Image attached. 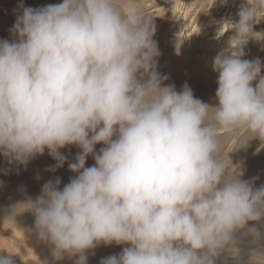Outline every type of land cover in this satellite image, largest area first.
I'll list each match as a JSON object with an SVG mask.
<instances>
[{
	"label": "clouds",
	"instance_id": "9594fccd",
	"mask_svg": "<svg viewBox=\"0 0 264 264\" xmlns=\"http://www.w3.org/2000/svg\"><path fill=\"white\" fill-rule=\"evenodd\" d=\"M15 15L0 40V156L26 165L47 150L55 171L61 149L80 150L74 178L62 190L49 180L27 203L53 257L87 264L116 244L127 246L100 264H215L226 249L238 255L242 234L254 245L245 264H264V185L240 179L223 150L241 133L264 144L262 64L242 59L264 0H245L221 28L234 35L212 62L215 106L165 84L140 0L21 4Z\"/></svg>",
	"mask_w": 264,
	"mask_h": 264
},
{
	"label": "rangeland",
	"instance_id": "374dc122",
	"mask_svg": "<svg viewBox=\"0 0 264 264\" xmlns=\"http://www.w3.org/2000/svg\"><path fill=\"white\" fill-rule=\"evenodd\" d=\"M19 1L8 0L6 3L14 7ZM38 1L45 5L62 2V0ZM140 3L151 13V21L155 27L153 40L159 50L157 71L168 77L165 84L174 85L177 91L187 84L196 98L215 106L218 74L213 71L212 62L219 52L228 48L229 38L234 35L233 29L228 28L221 32V28L225 21L235 22L238 19L237 13L245 0H140ZM12 27L0 30V40L12 39L10 35ZM253 32L255 35L244 46L242 59H258L262 64L261 75L264 76V17L254 22ZM254 140L256 139L245 140L243 133L224 140V154L231 164V170L236 174H243V170L248 167V161L252 160V166L255 156L264 151V144L257 139L254 149L250 148L252 150L241 162L233 163L238 152L246 145L254 143ZM103 146L102 144L96 145V151L99 152ZM94 164V159L89 156L85 167ZM12 165L3 156L0 157V200L4 193L15 198L18 191H22L27 200H32L34 194L36 198L40 195L43 185L49 180L55 181L59 177L62 190L70 179L74 178L71 175L55 176L46 173L43 167L37 166L35 162L26 165ZM241 165H244V168ZM35 197L32 201L36 200ZM5 213L7 212L0 210V240L7 245V253L9 249V252L16 257L15 260L11 255L14 264H27L21 258L20 248H18L20 245L30 250L32 257L29 260L31 262L39 258L41 263L38 264H74L75 258L67 255L56 260L46 242L29 235L24 229V225L28 223L26 221L28 217H16L13 215L15 212L11 213L12 216L10 213ZM21 222L24 227L21 226ZM87 264H89L88 261Z\"/></svg>",
	"mask_w": 264,
	"mask_h": 264
},
{
	"label": "bare ground",
	"instance_id": "6f19581e",
	"mask_svg": "<svg viewBox=\"0 0 264 264\" xmlns=\"http://www.w3.org/2000/svg\"><path fill=\"white\" fill-rule=\"evenodd\" d=\"M8 0H3V2L0 0V30L1 29H8L9 26H13L16 20V11H18V6L23 4L25 7H31V8H41L46 6L44 3L39 2L38 0H20L19 3L17 2L16 6H11L10 3H6ZM47 4V3H46ZM255 144H257V139L254 140V143H250L246 145L238 154L234 157L233 163H236L238 161L241 162V160L245 157V155L250 152L252 149H254ZM252 148V149H250ZM61 153L67 158L66 162L62 167L56 168L55 171H51L50 169L53 168L56 164V161L48 154L47 150H45L43 155H38L31 160H29V163L35 162L37 166L43 167L44 171L46 173H51L55 176H61V175H71L72 177L75 176L74 173L69 171V163L75 161V157L79 153L77 147L75 145L68 146L64 149H61ZM248 156V155H247ZM2 157V156H0ZM239 157L240 160H239ZM252 159V158H251ZM232 160V159H231ZM251 161H248V167L247 164L245 166L244 173L238 174L239 178L246 181H253L254 180V186L259 187L261 185H264V151L260 152L255 156L253 159V165L251 166ZM232 163V164H233ZM237 164V163H236ZM235 164V166H236ZM11 165V164H10ZM14 166V164L12 165ZM16 166V165H15ZM18 166V165H17ZM86 167H91L90 165ZM242 168H244V165H241ZM59 178V177H58ZM4 193V192H3ZM36 194L33 196L35 197ZM3 196V197H2ZM0 200V210L3 212H7L8 214L14 213V216H23L28 217L26 221H28L27 225L22 224L21 226L26 229V231L29 233V235H32L34 237H38L36 230H35V217L33 218V213L28 210L27 203L29 200H27L25 194L22 191H18L15 195V198H12L6 193L2 194ZM8 196V198H5ZM33 197V198H34ZM32 198V200H33ZM36 198V197H35ZM5 213V214H7ZM4 215V213H3ZM1 216V215H0ZM12 216V215H11ZM25 221V222H26ZM39 238V237H38ZM237 240V248H238V255H233L229 250H224L220 252V254L217 256L215 264H245V261L248 256V250L252 248L254 245L251 242V238L245 237L242 234H238L236 237ZM13 241V240H12ZM264 243V241H262ZM0 256H9L12 255L9 252L6 251L7 245L4 244L3 241L0 240ZM25 244V243H24ZM14 245V244H13ZM18 246V245H16ZM21 246V247H20ZM18 248L20 251L21 258L26 261L27 264H38L41 263V260H37L35 258L34 262H31L30 257H32L31 252L28 251V249L23 248L24 246L20 245ZM33 246V245H32ZM127 245H116L112 244L110 246H105L103 244L96 247L92 252L88 253V263L89 264H100V260L102 258H105L107 256L113 255V254H119L124 247ZM39 254V253H38ZM41 255V254H40ZM51 256V255H49ZM13 259L16 260V257L12 255ZM39 257V255H38ZM42 257V256H41ZM30 259V260H29ZM33 260V259H32ZM51 261V260H50ZM16 264V263H15Z\"/></svg>",
	"mask_w": 264,
	"mask_h": 264
}]
</instances>
